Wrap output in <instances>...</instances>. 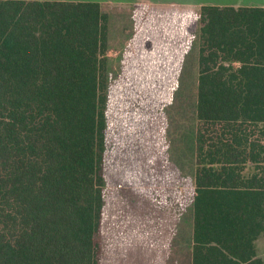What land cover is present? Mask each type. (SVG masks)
<instances>
[{"label":"trees","instance_id":"16d2710c","mask_svg":"<svg viewBox=\"0 0 264 264\" xmlns=\"http://www.w3.org/2000/svg\"><path fill=\"white\" fill-rule=\"evenodd\" d=\"M111 7L0 0V264H103ZM196 15L190 264H264V8Z\"/></svg>","mask_w":264,"mask_h":264},{"label":"rangeland","instance_id":"374dc122","mask_svg":"<svg viewBox=\"0 0 264 264\" xmlns=\"http://www.w3.org/2000/svg\"><path fill=\"white\" fill-rule=\"evenodd\" d=\"M107 10L103 264H190L197 68L183 44L196 11Z\"/></svg>","mask_w":264,"mask_h":264},{"label":"crops","instance_id":"0c3cea01","mask_svg":"<svg viewBox=\"0 0 264 264\" xmlns=\"http://www.w3.org/2000/svg\"><path fill=\"white\" fill-rule=\"evenodd\" d=\"M23 1L82 2V3L91 2V3H99L103 6H121V7L142 5L146 7H157V8H164V7L165 8H182L186 10L196 11V13H199V10L204 6L235 7V8H240V7L264 8V0H23ZM192 21L193 23L198 22V27H196L197 30L193 32L194 35H192L191 41H189L188 39L184 41V44H183L184 47L192 45V48H194L197 45L199 28H200L199 17L193 16ZM189 35L191 34L189 33Z\"/></svg>","mask_w":264,"mask_h":264}]
</instances>
